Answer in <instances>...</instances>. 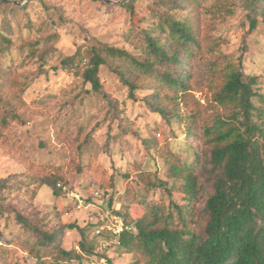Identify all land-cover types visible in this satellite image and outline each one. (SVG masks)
I'll return each mask as SVG.
<instances>
[{"label": "trees", "instance_id": "trees-1", "mask_svg": "<svg viewBox=\"0 0 264 264\" xmlns=\"http://www.w3.org/2000/svg\"><path fill=\"white\" fill-rule=\"evenodd\" d=\"M136 1L117 4L129 13L125 35L131 37L136 51L93 41L62 55L60 67L89 84L86 91L101 93L99 69L107 66L126 86L129 98L136 100V93H144L142 100L150 112L166 122L180 123L191 135L200 129L203 144L185 158L158 143L152 134L132 132L140 139L150 168L133 165V180L142 191V198L136 201L139 213L130 211V184L127 202L114 210L132 228L119 235L118 244L136 255L134 264H264V74L249 72L239 64L214 78L209 100L201 101L191 90L188 62L208 41L200 26L205 0H150L149 15L137 21L133 18ZM213 1L219 5L242 3L248 11L250 31L264 25V0ZM25 8L19 0H0V143L6 139V129L20 119L28 92V84L16 68L24 57H37L43 63L53 49L50 38L54 34L27 40L34 26L21 14ZM74 63L79 65L74 67ZM211 103L224 112L209 114ZM108 105L112 116L123 122L118 103L108 100ZM80 143L82 148L85 136L78 147ZM70 156L49 168L22 163L31 179L60 198L62 192L56 184H68L67 172L93 178L88 161ZM12 181L0 178V218L6 211L5 192ZM14 211L15 222L35 236L32 242H20L35 264H71L73 260L83 264V257L109 237L105 232L95 233L98 220L84 226L70 224L79 237L75 246L65 248L60 242L62 228H43L32 213L21 208Z\"/></svg>", "mask_w": 264, "mask_h": 264}, {"label": "rangeland", "instance_id": "rangeland-1", "mask_svg": "<svg viewBox=\"0 0 264 264\" xmlns=\"http://www.w3.org/2000/svg\"><path fill=\"white\" fill-rule=\"evenodd\" d=\"M119 2L121 0H19V4H26L21 14L34 26L27 40L54 34L50 38L53 49L43 63L37 57H24L16 68L20 79L28 84V92L20 119L6 129V139L0 143V178L13 180L5 192L6 211L0 218V264H35V259L20 246V242H32L35 236L15 222V209L35 215L43 228H62L60 242L65 248L75 246L79 237L77 230L68 225L84 226L95 222L99 215L120 208L127 202L129 184L132 188V199L128 202L130 211L133 215L139 213L136 201L142 198V191L133 180V165L150 168V159L133 131L143 136L154 135L158 143L185 158L193 148L199 150L203 144L200 129L191 135L180 123L166 122L150 112L142 100L144 93H136V100L129 98L126 86L107 66L99 69L101 93L86 91L89 84L69 69L60 67L62 55L72 54L78 45H89L93 41L136 51L131 37L125 35L130 27L129 13L117 5ZM150 3V0L135 2L133 18L136 21L149 15ZM200 26L208 41L188 62L189 84L195 97L209 100L214 78L239 64L249 72L264 74V25L250 31L248 11L242 3L219 5L213 0L203 1ZM84 63L82 60L81 64ZM78 65L74 63V67ZM108 100L118 103L123 122L119 123L108 111ZM211 104L209 114L224 112L221 106ZM81 134L85 136L82 148L81 143L77 145ZM73 155L79 162H89L93 178L87 173L67 172L68 184H56L62 192L60 198L46 185L31 179L28 175L31 172L27 170V173L22 163L30 161L35 166L42 164L49 168ZM56 212L61 214L57 216ZM129 230H132L130 226ZM96 245L92 254L83 257V264L89 262L91 255L108 257L113 264H134L136 255L124 251L112 236ZM71 264L78 262L73 260Z\"/></svg>", "mask_w": 264, "mask_h": 264}, {"label": "built area", "instance_id": "built-area-1", "mask_svg": "<svg viewBox=\"0 0 264 264\" xmlns=\"http://www.w3.org/2000/svg\"><path fill=\"white\" fill-rule=\"evenodd\" d=\"M78 202L81 203V200L78 199ZM97 220L99 225L96 227L95 233L99 234L101 231H105L107 234L115 238L116 243H119V235L124 230H129V226L124 222L122 217L114 212L107 211L104 215H99ZM88 259V264H111L105 256L91 255Z\"/></svg>", "mask_w": 264, "mask_h": 264}, {"label": "water", "instance_id": "water-1", "mask_svg": "<svg viewBox=\"0 0 264 264\" xmlns=\"http://www.w3.org/2000/svg\"><path fill=\"white\" fill-rule=\"evenodd\" d=\"M105 1H108V2H109V1H111V0H105Z\"/></svg>", "mask_w": 264, "mask_h": 264}]
</instances>
